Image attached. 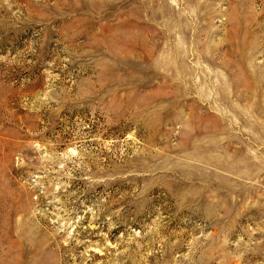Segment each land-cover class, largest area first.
I'll return each mask as SVG.
<instances>
[{
  "label": "rangeland",
  "instance_id": "obj_1",
  "mask_svg": "<svg viewBox=\"0 0 264 264\" xmlns=\"http://www.w3.org/2000/svg\"><path fill=\"white\" fill-rule=\"evenodd\" d=\"M0 264H264V0H0Z\"/></svg>",
  "mask_w": 264,
  "mask_h": 264
}]
</instances>
